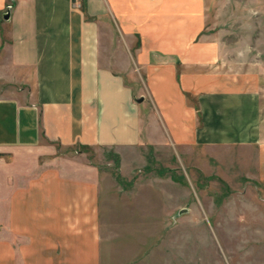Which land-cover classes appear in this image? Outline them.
Returning <instances> with one entry per match:
<instances>
[{"label":"crops","instance_id":"crops-1","mask_svg":"<svg viewBox=\"0 0 264 264\" xmlns=\"http://www.w3.org/2000/svg\"><path fill=\"white\" fill-rule=\"evenodd\" d=\"M208 1L0 0V84L34 89L28 101L0 96V264H166L134 255L135 241L120 236L109 255L99 170L56 156L58 147L142 144L128 71L143 74L165 142L253 150L264 185L260 83L223 68ZM109 22L125 44L110 53Z\"/></svg>","mask_w":264,"mask_h":264},{"label":"rangeland","instance_id":"rangeland-1","mask_svg":"<svg viewBox=\"0 0 264 264\" xmlns=\"http://www.w3.org/2000/svg\"><path fill=\"white\" fill-rule=\"evenodd\" d=\"M208 3L207 27L221 47L223 68L254 72L259 80L264 140V0ZM102 32L109 53L125 46L112 22ZM125 83L140 106L142 144L119 152L58 147L56 155H80L99 170L101 239L108 254L114 258L120 236L135 241L134 255L155 254L156 261L164 255L166 264H264V185L255 179L256 153L171 146L157 128L141 71H128ZM19 89L0 84V96L32 99L33 88Z\"/></svg>","mask_w":264,"mask_h":264},{"label":"trees","instance_id":"trees-1","mask_svg":"<svg viewBox=\"0 0 264 264\" xmlns=\"http://www.w3.org/2000/svg\"><path fill=\"white\" fill-rule=\"evenodd\" d=\"M86 149H88V148H82V150H86Z\"/></svg>","mask_w":264,"mask_h":264}]
</instances>
